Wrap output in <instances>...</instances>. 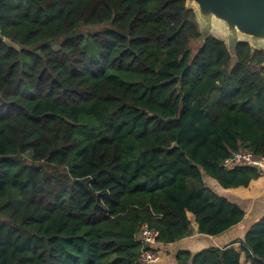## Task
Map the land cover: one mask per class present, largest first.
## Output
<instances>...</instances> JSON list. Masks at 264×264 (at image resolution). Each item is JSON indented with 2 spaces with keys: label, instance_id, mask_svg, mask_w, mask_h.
Listing matches in <instances>:
<instances>
[{
  "label": "trees",
  "instance_id": "16d2710c",
  "mask_svg": "<svg viewBox=\"0 0 264 264\" xmlns=\"http://www.w3.org/2000/svg\"><path fill=\"white\" fill-rule=\"evenodd\" d=\"M0 33V264H140L144 223L174 244L244 220L206 178L264 177L222 164L264 157V50L203 39L186 0H0ZM242 255L264 264V215L175 258Z\"/></svg>",
  "mask_w": 264,
  "mask_h": 264
},
{
  "label": "water",
  "instance_id": "95a60500",
  "mask_svg": "<svg viewBox=\"0 0 264 264\" xmlns=\"http://www.w3.org/2000/svg\"><path fill=\"white\" fill-rule=\"evenodd\" d=\"M186 6L194 10L203 39L223 41L232 55L240 42L264 50V0H186ZM0 40L14 45L1 33Z\"/></svg>",
  "mask_w": 264,
  "mask_h": 264
},
{
  "label": "crops",
  "instance_id": "0c3cea01",
  "mask_svg": "<svg viewBox=\"0 0 264 264\" xmlns=\"http://www.w3.org/2000/svg\"><path fill=\"white\" fill-rule=\"evenodd\" d=\"M206 181L216 192L243 206L246 212L244 220L221 235L204 236L194 231L191 236L180 242L157 244L156 248L161 258L156 264H177L175 255L178 250L199 251L210 246H225L244 235L250 225L264 215V177L252 181L249 187H239L228 191L222 190L216 182L209 178H206ZM245 220L248 222L243 224ZM234 247L241 252L240 244H235ZM243 255L242 263L250 264Z\"/></svg>",
  "mask_w": 264,
  "mask_h": 264
},
{
  "label": "built area",
  "instance_id": "2783aa9c",
  "mask_svg": "<svg viewBox=\"0 0 264 264\" xmlns=\"http://www.w3.org/2000/svg\"><path fill=\"white\" fill-rule=\"evenodd\" d=\"M222 164L226 168L245 165L264 169V157L256 156L250 149H243L233 152ZM156 237L155 229L151 228L148 223L142 224L139 234V241L142 246L140 264H156L160 260V253L156 250L158 244Z\"/></svg>",
  "mask_w": 264,
  "mask_h": 264
},
{
  "label": "rangeland",
  "instance_id": "374dc122",
  "mask_svg": "<svg viewBox=\"0 0 264 264\" xmlns=\"http://www.w3.org/2000/svg\"><path fill=\"white\" fill-rule=\"evenodd\" d=\"M89 29H91V30H97V29H99V26H94L93 28H87V30H89ZM202 42H203V39H199L198 41L193 42L192 43L193 50L196 51L200 47V45L202 44ZM247 222H248V220H245L243 224H246ZM160 258H161V256H160Z\"/></svg>",
  "mask_w": 264,
  "mask_h": 264
}]
</instances>
